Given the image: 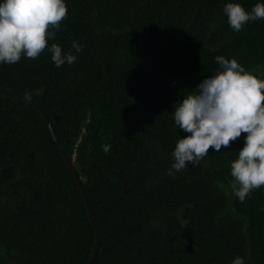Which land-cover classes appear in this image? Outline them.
Wrapping results in <instances>:
<instances>
[{
  "label": "trees",
  "instance_id": "obj_1",
  "mask_svg": "<svg viewBox=\"0 0 264 264\" xmlns=\"http://www.w3.org/2000/svg\"><path fill=\"white\" fill-rule=\"evenodd\" d=\"M66 2L49 44L67 52L78 41L76 62L57 67L45 49L0 65V85L37 101L74 158L101 235L93 264H264V186L240 202L230 183L246 134L167 173L187 135L173 126V104L218 69L217 55L264 78V19L233 31L222 10L230 0ZM231 2L250 10L257 0ZM95 243L41 112L0 91V264H87Z\"/></svg>",
  "mask_w": 264,
  "mask_h": 264
},
{
  "label": "clouds",
  "instance_id": "obj_2",
  "mask_svg": "<svg viewBox=\"0 0 264 264\" xmlns=\"http://www.w3.org/2000/svg\"><path fill=\"white\" fill-rule=\"evenodd\" d=\"M222 10L229 26L239 32L247 23L264 19V0H257L250 10L230 0ZM67 15L66 0H0V65L37 59L45 49L55 66L74 64L83 50L81 43L73 40L67 52L57 43L49 44ZM215 61L218 69L195 88L184 90L173 104V126L187 135L176 140L167 173H183L189 164L199 166L210 148L220 152L244 133L243 146L230 162L232 192L244 202L264 186V78L246 70L236 58L217 55ZM102 147L108 152L111 146ZM232 264L245 260L236 256Z\"/></svg>",
  "mask_w": 264,
  "mask_h": 264
},
{
  "label": "water",
  "instance_id": "obj_3",
  "mask_svg": "<svg viewBox=\"0 0 264 264\" xmlns=\"http://www.w3.org/2000/svg\"><path fill=\"white\" fill-rule=\"evenodd\" d=\"M0 91L2 92H8V93H12L18 97H22L24 99H27L28 101H30L33 105L36 106V108L41 112L42 116L44 117L46 123L48 124V126L50 127V130L54 136V139L55 141L57 142L58 146H59V149L61 150L64 158L66 159L70 169L72 170L81 190H82V193L84 195V199L86 201V205H87V208H88V212H89V215H90V218L93 222V225H94V229H95V232H96V243H95V247H94V250H93V253L88 261L87 264H93L96 257H97V254H98V251L100 249V242H101V235H100V231H99V227L98 225L96 224L95 222V217H94V212H93V209H92V205H91V202L86 194V191L84 189V185H83V181H82V178L81 176L79 175L78 173V170L76 168V165L74 163V159L71 158L68 154V152L66 151V149L64 148V145L60 142V140L58 139L55 131H54V127L50 121V118L47 114V112L45 111V109L37 102L35 101L33 98L29 97L28 95L18 91V90H15V89H12V88H9V87H4V86H1L0 85Z\"/></svg>",
  "mask_w": 264,
  "mask_h": 264
}]
</instances>
